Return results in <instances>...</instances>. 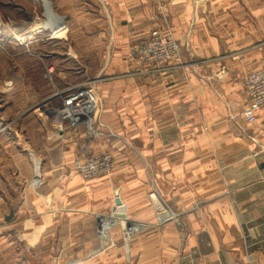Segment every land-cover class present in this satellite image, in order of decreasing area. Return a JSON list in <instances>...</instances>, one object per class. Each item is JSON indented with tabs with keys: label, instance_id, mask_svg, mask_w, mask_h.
Listing matches in <instances>:
<instances>
[{
	"label": "crops",
	"instance_id": "obj_1",
	"mask_svg": "<svg viewBox=\"0 0 264 264\" xmlns=\"http://www.w3.org/2000/svg\"><path fill=\"white\" fill-rule=\"evenodd\" d=\"M49 2L43 29L75 46L61 56L72 73L94 78L101 134L54 129L39 183L0 168V264H264V107L252 125L242 117L243 82L264 66V0ZM158 29L180 61L130 55ZM98 154L108 176L76 175ZM112 209L144 227L115 225L104 241L96 215Z\"/></svg>",
	"mask_w": 264,
	"mask_h": 264
},
{
	"label": "rangeland",
	"instance_id": "obj_2",
	"mask_svg": "<svg viewBox=\"0 0 264 264\" xmlns=\"http://www.w3.org/2000/svg\"><path fill=\"white\" fill-rule=\"evenodd\" d=\"M44 21L47 18L39 0H0V157L4 160L0 168L19 173L20 180L28 184L39 183L40 179L34 180L38 151L47 147L48 134L66 128V123L52 114L60 106L59 95L68 91L62 89L95 82L92 77H83L81 71L72 73L77 64L62 59V54L75 46L49 41L50 29L33 31L37 22ZM48 67L53 68L50 74ZM97 67L99 63L94 61L78 64V68H87L91 73ZM111 171L96 178L108 176ZM114 226L104 241L110 240L109 232ZM249 241L251 238L246 236L247 245Z\"/></svg>",
	"mask_w": 264,
	"mask_h": 264
},
{
	"label": "built area",
	"instance_id": "obj_3",
	"mask_svg": "<svg viewBox=\"0 0 264 264\" xmlns=\"http://www.w3.org/2000/svg\"><path fill=\"white\" fill-rule=\"evenodd\" d=\"M130 55L140 62L167 64L180 61L179 44L165 30H154L146 42L134 44L130 48ZM243 87L248 99V104L242 112L246 124L252 125L256 120L257 112L264 107V66L247 75ZM60 106L52 110L55 117L65 122L68 129L78 131L84 129L88 137L97 139L101 132L98 129L99 98L95 82H89L83 87L70 89L59 95ZM113 168L112 159L108 154H100L88 157L81 161L76 172L83 179H93L110 172ZM98 221V236L101 239L107 237V231L113 225H120L115 210L107 215H96ZM122 227V226H121ZM144 225L124 226L128 234L135 229H142Z\"/></svg>",
	"mask_w": 264,
	"mask_h": 264
},
{
	"label": "water",
	"instance_id": "obj_4",
	"mask_svg": "<svg viewBox=\"0 0 264 264\" xmlns=\"http://www.w3.org/2000/svg\"><path fill=\"white\" fill-rule=\"evenodd\" d=\"M39 1H40V3L42 4L43 9H44V11H45V16H46V14L48 13V11H49L50 13H53V12H52V5H51V3L49 2V0H39ZM53 15H55V14L53 13ZM46 17H47V16H46ZM115 205H116L117 207H119V206L122 205V204H121V201H120L118 198L115 200ZM10 217H11V216L7 217L5 220H6V221H9Z\"/></svg>",
	"mask_w": 264,
	"mask_h": 264
},
{
	"label": "bare ground",
	"instance_id": "obj_5",
	"mask_svg": "<svg viewBox=\"0 0 264 264\" xmlns=\"http://www.w3.org/2000/svg\"><path fill=\"white\" fill-rule=\"evenodd\" d=\"M47 16H49V17H51L52 18V16H51V13L48 11V13L46 14ZM33 21V20H32ZM34 24V23H33ZM45 26H46V23L45 22H37L36 23V27L33 29V31L34 30H36V29H43V28H45ZM31 33V32H30ZM29 36H30V34H29ZM15 37V36H14ZM18 39V38H17ZM120 211H122V210H119V212ZM123 222H121V226L124 228V226H125V224H126V222H125V220H122ZM124 230V229H123Z\"/></svg>",
	"mask_w": 264,
	"mask_h": 264
}]
</instances>
